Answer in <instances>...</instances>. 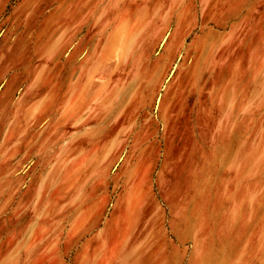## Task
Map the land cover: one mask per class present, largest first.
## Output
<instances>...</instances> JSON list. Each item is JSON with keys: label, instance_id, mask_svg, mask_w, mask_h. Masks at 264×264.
Segmentation results:
<instances>
[{"label": "rangeland", "instance_id": "obj_1", "mask_svg": "<svg viewBox=\"0 0 264 264\" xmlns=\"http://www.w3.org/2000/svg\"><path fill=\"white\" fill-rule=\"evenodd\" d=\"M0 264H264V0H0Z\"/></svg>", "mask_w": 264, "mask_h": 264}, {"label": "crops", "instance_id": "obj_2", "mask_svg": "<svg viewBox=\"0 0 264 264\" xmlns=\"http://www.w3.org/2000/svg\"><path fill=\"white\" fill-rule=\"evenodd\" d=\"M131 3H133V2L131 1ZM135 3H137V2H135ZM131 17L130 18L128 17L127 19H124L123 20L124 24H123V22L121 23V24H123V26H121L119 31H117L120 34V38H122V39H128V36H129L128 34H129V31H130V28H131L130 25H131V23H133ZM120 48H121V46L118 47V48H115V54L116 55L118 54ZM126 183L128 184V182H126ZM127 184H126V186H127ZM142 184H143V182H140L137 186L133 185L130 188L132 193L128 196L127 201H126L128 206H129V201H131V202L133 201L131 203V206H132V205L136 204L138 200H141L143 198V193L146 192V189L143 188V186L145 184L143 186H142ZM126 189H129V188H126ZM132 208L133 207L130 208V211H129V209L125 210L126 216L130 215L131 212H133V213L135 212L133 210L134 208L133 209ZM114 209H117V207H115ZM138 210H137V214L139 213ZM138 215H141V214H138ZM94 261H95V258H94Z\"/></svg>", "mask_w": 264, "mask_h": 264}]
</instances>
